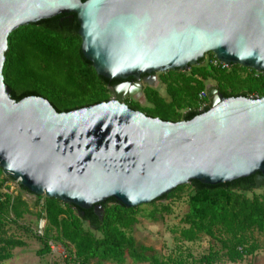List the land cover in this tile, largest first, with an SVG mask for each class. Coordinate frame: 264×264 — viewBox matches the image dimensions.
I'll use <instances>...</instances> for the list:
<instances>
[{"label": "water", "instance_id": "1", "mask_svg": "<svg viewBox=\"0 0 264 264\" xmlns=\"http://www.w3.org/2000/svg\"><path fill=\"white\" fill-rule=\"evenodd\" d=\"M71 12L85 58L98 74L122 82L108 101L68 112L41 96L14 100L3 76L9 34ZM209 52L264 71V0H0L3 173L35 195L101 217L109 198L136 207L191 180L253 176L264 187V95L224 97L213 87L207 110L177 122L124 101L144 98L156 72L186 70Z\"/></svg>", "mask_w": 264, "mask_h": 264}, {"label": "trees", "instance_id": "2", "mask_svg": "<svg viewBox=\"0 0 264 264\" xmlns=\"http://www.w3.org/2000/svg\"><path fill=\"white\" fill-rule=\"evenodd\" d=\"M81 44L79 21L72 12L12 31L3 67L11 97L19 101L28 96H41L59 112L108 101L112 97L111 87L122 80L98 74L83 55ZM209 54L211 59L215 58L212 52ZM204 61L203 56L189 70L176 68L161 72L159 80L165 86L166 95L154 86L145 85L146 105L133 99L125 102L147 116L177 122L201 113L199 93L207 91L209 80L215 82L210 88H217L224 97L264 95V71L238 64L214 66ZM14 181L0 167V220L8 218L19 223L27 214L35 213L38 220L46 221L42 236L47 243L43 251L50 250L49 240L62 244L68 252L64 264H92L93 261L122 264L128 257L149 264L238 263L260 247L253 239V232L264 233V187L262 192H257L253 176L218 184L191 180L136 207H127L109 198L102 203V217L93 208L82 214L81 209L75 211L74 205L44 195H36L32 205L38 210L33 212L22 191L34 193L20 184L18 193L10 191L9 183ZM182 198L187 199V212L181 219L184 227L179 230L178 240L194 242L206 235L221 247H210L198 259L189 253L188 259L164 260L152 246L137 242L132 231L139 215L153 222L162 221L172 212L168 201ZM25 245L23 239L6 235L0 226V262L12 259L14 250Z\"/></svg>", "mask_w": 264, "mask_h": 264}, {"label": "rangeland", "instance_id": "3", "mask_svg": "<svg viewBox=\"0 0 264 264\" xmlns=\"http://www.w3.org/2000/svg\"><path fill=\"white\" fill-rule=\"evenodd\" d=\"M204 62L210 61V54L204 55ZM197 64V63H196ZM186 70H189L186 69ZM156 72L157 83L153 86L159 90L162 95H166L165 86L159 80V74ZM147 85L146 83L144 86ZM215 85V82L209 80L207 82V91H209ZM133 99L140 101L143 105H146L145 98H131L125 97L124 101ZM10 191L18 193L20 191L18 181L10 182ZM262 187L257 189V192H262ZM23 197L31 204V210L36 212L38 208H35L32 204L36 199V195L22 191ZM167 202V201H165ZM172 212L165 215L164 219L159 222H153L152 220L138 216V222L133 228V235L137 242L147 246H152L156 254L162 259L166 260L172 258H187L189 253L195 258H199L204 254H207L210 247L220 248L221 245L210 237L203 235L194 242H188L185 240H178L179 230L184 227L181 219L187 212V199L182 198L179 200H169ZM147 208V207H146ZM151 209V207H148ZM46 225L45 220H38L35 213L27 214L19 223H13L8 218H1L0 226L6 235L23 239L26 245L18 247L14 250V257L10 260L0 262V264H64L65 258L68 256V252L62 246V244L49 240V251H43L46 246V239L43 238V227ZM25 227L30 230H26ZM253 239H255L260 247L251 256H247L243 261L238 263L228 262L227 264H264V233L257 231L253 232ZM191 258V257H190ZM192 260V258H191ZM92 264H116L113 262L96 261ZM122 264H149L135 262L131 258H126Z\"/></svg>", "mask_w": 264, "mask_h": 264}, {"label": "built area", "instance_id": "4", "mask_svg": "<svg viewBox=\"0 0 264 264\" xmlns=\"http://www.w3.org/2000/svg\"><path fill=\"white\" fill-rule=\"evenodd\" d=\"M209 63H211L212 65L214 66H222V67H230L231 64H228V63H224L222 61H220L219 59L216 58H213L211 59L210 58V61ZM249 97H259L258 95H251ZM208 96H207V91H202L201 93H199V104H198V110L199 111H204L206 107H208Z\"/></svg>", "mask_w": 264, "mask_h": 264}, {"label": "flooded vegetation", "instance_id": "5", "mask_svg": "<svg viewBox=\"0 0 264 264\" xmlns=\"http://www.w3.org/2000/svg\"><path fill=\"white\" fill-rule=\"evenodd\" d=\"M146 75H143L142 78H144ZM129 80H132V78H130ZM121 83V82H119ZM207 96H208V91H207Z\"/></svg>", "mask_w": 264, "mask_h": 264}]
</instances>
